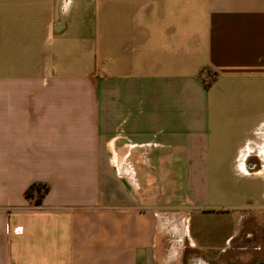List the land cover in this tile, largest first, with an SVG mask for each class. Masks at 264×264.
<instances>
[{"label":"crops","instance_id":"obj_1","mask_svg":"<svg viewBox=\"0 0 264 264\" xmlns=\"http://www.w3.org/2000/svg\"><path fill=\"white\" fill-rule=\"evenodd\" d=\"M164 231L264 264V0H0V264H166Z\"/></svg>","mask_w":264,"mask_h":264},{"label":"rangeland","instance_id":"obj_2","mask_svg":"<svg viewBox=\"0 0 264 264\" xmlns=\"http://www.w3.org/2000/svg\"><path fill=\"white\" fill-rule=\"evenodd\" d=\"M162 233L163 234L160 243L164 247L162 249H164L163 256L167 258L166 264H188L190 260H194V258H196L194 257L195 255L192 251H189L186 247H183V237L181 238L171 231L169 233L166 231ZM193 264L203 263H201L199 259H197Z\"/></svg>","mask_w":264,"mask_h":264},{"label":"trees","instance_id":"obj_3","mask_svg":"<svg viewBox=\"0 0 264 264\" xmlns=\"http://www.w3.org/2000/svg\"><path fill=\"white\" fill-rule=\"evenodd\" d=\"M35 192H37V200L36 204L41 205L42 200L44 196L49 192V186L48 185H43V184H34L32 187H30L27 192H26V197L28 199L33 198L35 195Z\"/></svg>","mask_w":264,"mask_h":264}]
</instances>
